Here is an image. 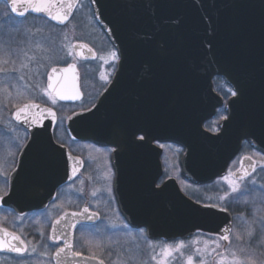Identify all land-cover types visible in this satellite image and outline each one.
I'll use <instances>...</instances> for the list:
<instances>
[{
    "label": "water",
    "instance_id": "95a60500",
    "mask_svg": "<svg viewBox=\"0 0 264 264\" xmlns=\"http://www.w3.org/2000/svg\"><path fill=\"white\" fill-rule=\"evenodd\" d=\"M0 1L6 4V0ZM80 1L71 0L73 14L66 24L51 20L45 13L30 12L27 16L46 19L58 27H64L73 19ZM68 2L55 0L54 14L66 10ZM92 8L99 12L96 21L110 42L114 47L124 50L128 59L123 62L122 68L118 67L116 82L98 101L96 106L99 111L94 116L87 113L88 118L73 116L69 119L67 131L74 140L90 141L102 146L115 145L118 139L110 131L113 123L110 116L115 115L117 108L123 105L127 99L126 93L129 96L134 93L136 105H139L146 94L155 92L164 103L159 104L160 128L158 122L152 127L151 134L154 135L150 142L159 138L161 142L169 141L183 147L186 150L182 160L184 177L191 182L205 184L223 176L228 163L238 154L245 140L264 154V137L245 135L259 112L258 83L250 77L249 71L259 62V18L264 11V0H169V5L163 10L157 6V0H99L98 8L94 5ZM161 15L167 18L166 31L163 33L164 47H160V35L150 39L156 28L154 18ZM241 20L249 26L246 34L251 49L247 65L249 71L243 73V79L248 82L249 94L243 105L227 107L229 115L236 114V120L229 131L218 139L204 131V123L222 104V99L214 91V78L221 77L229 86H235L233 81L238 75L239 64L234 51ZM81 44L87 47L81 48ZM88 48L91 47L85 43H75L73 51L76 58L81 61L94 60L96 53L92 48V52H88ZM67 67H56L55 73L51 71L52 79L48 80V84L51 83L57 91H80L77 66L75 80L72 78L73 73L63 71ZM150 71L156 73L155 80H149ZM131 77L135 79L133 83L127 81ZM80 100L59 101L69 103ZM170 107L175 115H172L171 120ZM44 108L40 105L41 111ZM32 114L39 118V111L33 109ZM43 122L45 127L52 125L44 132L47 134L46 139L51 138L57 150L52 136L55 122L50 117ZM206 136L211 139H206ZM143 147L148 146L145 144ZM22 157L25 158L24 155ZM253 163L252 160H246L237 175H250ZM57 172L59 170L51 166L47 171L48 178L64 181L62 177L52 176V173ZM118 182L120 184L119 179ZM175 186L172 190L167 184L161 191L160 214L155 217V226L153 223L149 225L151 238L171 241L189 238L197 232L214 234L225 227L231 230V218L227 212L204 209L186 198L176 183Z\"/></svg>",
    "mask_w": 264,
    "mask_h": 264
},
{
    "label": "flooded vegetation",
    "instance_id": "af4514ba",
    "mask_svg": "<svg viewBox=\"0 0 264 264\" xmlns=\"http://www.w3.org/2000/svg\"><path fill=\"white\" fill-rule=\"evenodd\" d=\"M83 3L86 4L85 10L87 11L80 13L81 17L76 27L77 36L80 39L75 41V43L89 45L95 51L96 58L94 60L81 61L76 58L73 51L74 60L64 65L55 66V68H64L69 64L77 66L82 100L69 103L57 100L56 105L58 106H53L46 96L34 93L32 89H28L33 93V98L25 99L17 108L23 107L26 103H38L41 106L53 107L54 111L57 112L58 121L54 124L52 136L58 149L53 153L51 166L56 167L59 172L52 173V176L62 177L64 181L59 182L58 180L49 179L48 173H46L39 184L32 185L30 195L12 197L6 203L0 200V227L7 228L9 232H16L22 239H25L26 243L29 240L36 243L42 239L40 237L42 226L44 231L43 240L51 243V241H48V236L51 233L53 223L61 215L68 213L65 220L61 221V224L57 226L58 234H66L67 238L73 242V250L82 253L81 257L70 258L68 264H99V259H103L105 264H112V261L124 259V253L133 255L138 251L147 258L153 251V249L149 248V242L156 245L154 251L159 252L160 247L165 243L174 244L175 242L184 241L188 244L193 239H199V244L193 245L191 249L185 248L182 250L183 256L180 253L175 254L176 259L173 260V263L182 264V261L186 260L189 251L194 252L196 247H203L201 241L218 238L206 232H197L189 238H178L171 241L151 238L149 225L153 223L155 226V217L160 214L161 209V191L160 189L153 190V179L162 177L166 185L169 184V188L172 190L176 188V183L182 194L198 205H201V203H217L219 202V197L223 196L224 192L228 190L224 177L236 179L238 177L237 172L246 160L255 162L256 171L252 172L246 177L245 181L241 182L242 188L245 183L249 188H252V180L256 181L257 189H259L260 185H264V170L260 168V164L264 163V155L245 140L238 154L228 163L227 170L223 176L205 184L193 183L184 177L182 160L186 150L183 147L169 141L161 142L159 138L150 142V138L154 135V133L151 134L152 127L154 128L158 122L160 128V105H157L153 111L137 118L140 126L144 127L149 133L147 148L137 147L126 142V137L131 132L130 117L118 118L117 111L115 115L111 114L112 116H110V120L113 121L110 131L122 144L118 152L111 151L114 145L102 146L90 141L74 140L67 131V124L69 119L74 116L73 113H78L87 107L97 105L101 96L106 92L105 88H111L116 82L118 75L117 68L115 75L112 77L111 86L106 85L100 79L102 72L106 74L112 73V68L100 57L103 56L108 59V52L114 46L96 19H93L89 10V8L92 10L93 8L92 5H89L88 0L80 1L74 17L77 16ZM4 5L8 10L7 5ZM87 16H90L92 20L89 21ZM13 17L16 18L15 16ZM29 17L31 16L27 18ZM84 17L85 19H83ZM51 69L45 70V72L50 75ZM48 75L42 76L40 81L41 86L45 88H47L48 84ZM128 80L133 83L135 79L131 77ZM213 84L216 95L222 99V104L216 108L211 118L205 121L204 129L217 120L221 114H229L227 106L224 104V96L229 85L221 77H215ZM126 96L127 99L123 104H137L134 100L136 98L134 93L130 96L126 93ZM144 101L145 99L143 98V103ZM114 102L112 101V103ZM60 108L66 110L72 108L74 111L64 117ZM172 115L170 107V120ZM173 116L175 117V115ZM42 123L44 122L42 121ZM32 131H41L44 133V138H47L44 129H32ZM25 137L24 128L20 127L19 122H16L12 116L7 119H0V173L3 174L0 176V187L4 186L3 177H11L13 175L14 165L22 166V163H24L22 175H27L29 158L26 156L25 158L22 157V152L24 151L22 146L29 142L30 137L28 139H25ZM58 142H62L64 147L60 148ZM158 162L160 164L159 167ZM78 164L81 166L78 167ZM73 168L76 169L75 173H73ZM109 169H111L112 173L111 180L105 178ZM230 172L233 174L232 176H229ZM109 186L111 188L110 195L107 191ZM81 188H83L82 194L79 192ZM94 190L97 191V196L92 197L91 192ZM238 195L237 193L231 194L227 202L228 210L225 211L231 218V246L236 247L244 245L242 241L235 240L236 234L239 233L242 236L244 230L245 232L249 230L246 227L247 225L250 224L252 226L254 220L264 217V203L259 199L253 202L251 197L248 198L246 203L243 197L237 199ZM119 199L122 204H120ZM84 206H88L90 211L98 213L95 223L100 225L101 234L97 235L94 231H84L80 223L77 222L78 218L71 216V212L80 211ZM37 221L40 223H37ZM74 223L76 224L75 228L72 227ZM120 224H127V229L112 227V225L118 226ZM87 227L92 229L93 222H89ZM258 231L261 230L257 229L256 232ZM254 239L256 240V238ZM89 241L92 242L89 243ZM97 242L101 244V247L96 246ZM220 243L223 250L227 242ZM248 243L252 242L249 241ZM218 250L217 252H220ZM109 253H112V255L109 256ZM93 255L99 259H85ZM20 259L15 253L0 251V264H18ZM40 259L44 260L45 264H49L48 258L41 257ZM196 259L199 260L200 258L194 257V260ZM207 259L211 264H214L215 253L207 257ZM28 260L31 261L32 257H28ZM150 264H153V262H150Z\"/></svg>",
    "mask_w": 264,
    "mask_h": 264
},
{
    "label": "snow or ice",
    "instance_id": "6c2138e0",
    "mask_svg": "<svg viewBox=\"0 0 264 264\" xmlns=\"http://www.w3.org/2000/svg\"><path fill=\"white\" fill-rule=\"evenodd\" d=\"M54 3L55 0H6L8 7V12L4 16L0 17V21H3L5 24L10 26L13 29H17V22L13 21V16L27 18L28 13H45L51 20L57 21L59 24H66L69 18L73 14V3L69 0L66 10L62 12H56L54 14ZM63 3V0H61ZM89 5H94L98 8L99 0H88ZM169 5V0H157V6L163 10ZM91 11L93 19H96L99 16V12L96 10ZM156 28L152 32L150 39H156L157 35L161 36L159 41L160 47H164L165 41L163 39V33L166 31V20L167 18L161 15L160 17H155ZM20 24H23V20L19 21ZM248 24L241 20L238 25L235 41V51L234 55L239 64L238 75L234 79L233 83L235 86H229L227 92L224 96V104L227 107H235L243 105L249 94L248 82L243 79V73L249 71L247 65L249 64V58L251 55V49L247 40ZM259 38H260V50H259V62L253 70L249 71L250 77L258 83L259 88V112L258 118L254 120L250 128L245 132V135L251 136H260L264 137V11H262L259 18ZM37 48H40L41 45L37 44ZM81 48L87 47L84 44L80 45ZM88 52H92L91 48L87 49ZM0 51L4 49L0 48ZM147 51V49H146ZM71 52H69V55ZM7 59L0 58V92L7 93L8 96H11L9 88L15 87L14 84H11L10 80H25L26 72H30L31 75L28 76L29 80L33 78L36 81V88L39 89L44 96L51 102V105L55 106L57 100L67 101V100H80L81 93L78 90L65 91L55 90L51 83L48 84L47 88H41L40 81L42 76L48 75L47 72L42 71L46 65L36 57L28 56L29 62H34L35 66L30 67V63H22L19 67H16V60L12 53L11 47L7 49ZM103 60L109 67L112 68V73L106 74L101 73L100 79L105 82L106 85H112V77L115 75V72L118 67H123V62L127 61L128 56L124 50L114 47L108 52V59L101 56ZM11 65L12 67H9ZM52 73H55L57 69L53 67L51 69ZM64 72L73 73V80L76 79L75 64H69L67 68L63 70ZM156 73L150 71L149 80H155ZM52 76L48 75V80L51 81ZM162 79V78H161ZM118 83V81H117ZM2 85H7L6 87ZM52 89V91H49ZM105 91L108 92L109 89L105 88ZM109 94H111L109 92ZM229 101L231 104L229 105ZM164 100L154 92L151 94H146V98L143 104L139 105H127L123 104L117 108V117L122 118L125 116L130 117L129 123L131 127L130 135L126 137V142L133 144L137 147H143L145 144L149 143V133L148 131L140 126L139 120L137 118L153 111L157 105L163 104ZM35 109L39 111V118L32 114V110ZM95 109V111H94ZM99 111V107L92 105L82 110L81 112H74V116H83L87 117V113H91L93 116L96 112ZM47 117L51 118L52 122L58 121L57 112L54 111L53 107H46L42 111L40 110V105L38 103H26L19 110L12 113V118L19 122V126L23 127L26 133L25 139L30 137L29 142L23 144L24 151L22 155L29 158V168L27 175H22L24 168L19 165H14L13 175L11 177H3L4 186L0 187V200L7 202L8 199L12 197H25L31 194V187L34 184H39V182L44 178L47 171L53 163V153L55 152L54 143L51 138L45 139L44 133L41 131H32V129H44L47 131L52 125L49 124L45 127L43 120ZM135 117V118H132ZM236 120V114H221L217 120L204 129L205 132H211L218 139L222 134H226L230 127L234 124ZM203 134V133H202ZM206 139H211V137H205ZM59 147L63 148L64 144L58 142ZM122 147V144L117 141L112 147V152H118ZM264 155V154H262ZM81 166L80 164L77 165ZM261 170H264V163L260 164ZM252 171H256L255 162L252 165ZM76 172V169L73 168V173ZM3 174L0 173V176ZM233 174L230 172L229 176ZM248 173L236 177V179H229V177H224L228 185V190L224 192L223 196L219 197V202L217 203H201V207L207 210L216 209L217 211L224 212L228 210V201L229 197L233 193L239 194L237 199L243 197L245 202H248V198L251 197L252 201L255 202L259 199L264 203V185H260L259 189L256 187V181L252 180V188H249L245 183L243 188L241 182L246 180ZM106 179L111 180L112 173L111 169L108 170L106 174ZM152 187L155 191L160 189L163 191L166 188V183L162 177L154 178L152 181ZM109 195L111 194L110 186L107 188ZM83 193V188L79 190ZM91 196H97V191L94 190L91 192ZM200 203V202H198ZM68 213L61 215L58 219L55 220L51 227V233L48 236V241L51 243L45 242L43 240L44 231L40 230L41 240H38L36 243H33L31 240L25 242V239H22L20 235L16 232H9L7 228L0 227V251H7L10 253H15L21 259L18 261V264H45L44 260L40 259L41 257L48 258L49 264H68L70 258L81 257L82 253L73 250V242L67 238V235L64 233L58 234L57 226L61 224V221H64ZM71 216L78 218L77 222L80 223L81 228L84 231H94L97 235L101 234V227L99 224L95 223V219L98 218V213L95 211H90L88 206H84L80 211L71 212ZM22 219V217H21ZM89 222H93L92 229L87 227ZM37 223H40L37 221ZM259 224L261 228H264V217H259L257 220L253 221V225L247 231V237L252 243L246 242L244 245L237 246L233 248L232 240L230 239L231 230L227 227L221 229L220 232L210 234L216 236L218 239L214 240H204L203 247H196L195 251H189L186 260L182 261V264H194V257H199L200 259L196 261V264H210L207 257L212 256L215 253L216 259L214 264H264V239L255 240V231L256 225ZM73 228L76 227L74 223ZM113 228L120 227L127 229V224L112 225ZM106 230V229H105ZM242 237L239 233L236 234L235 240L242 241ZM18 242V243H17ZM92 241H89L91 243ZM220 242H227L226 246L222 251L217 252V249H221L222 245ZM199 239H193L191 243L186 244L184 241L175 242L174 244L165 243L160 247L159 252H155L154 249L156 245H153L149 242V248L153 249L149 257L145 258L144 254L137 252L136 254L129 255L124 253V259H117L112 261V264H172V261L176 259V253H180L181 256L184 255L183 251L185 248L191 249L193 245L199 244ZM214 245V247H210ZM97 247H101L99 242L96 243ZM67 250V251H66ZM70 253V256H69ZM112 253H109L111 256ZM28 257H32V260L29 261ZM86 260L99 259L95 255L86 257ZM99 264H105L103 259H99Z\"/></svg>",
    "mask_w": 264,
    "mask_h": 264
},
{
    "label": "rangeland",
    "instance_id": "374dc122",
    "mask_svg": "<svg viewBox=\"0 0 264 264\" xmlns=\"http://www.w3.org/2000/svg\"><path fill=\"white\" fill-rule=\"evenodd\" d=\"M86 4L83 3L77 13L70 23V25L60 28L55 25L43 20L37 19L34 17H29L23 20V24H20L16 18L13 17V21L17 22V29H13L3 21H0V48L4 51H0V58L7 59V49L11 47L12 53L16 60V67H19L22 63H30V67H34V62L28 61V56H36L40 62L44 63L46 67L43 69L50 70L51 68L59 65H64L71 60H74L72 45L75 41L79 40L80 37L77 35V22L80 20V13L87 11L85 10ZM8 10L5 5L0 1V17L7 14ZM85 19V17L83 18ZM89 21L92 20L90 16H87ZM37 44L41 45L40 48H37ZM69 52L71 54L69 55ZM9 67H12L9 65ZM42 70V71H43ZM25 80L19 81L10 80L11 84H14L15 87L9 88L11 96H8L7 93L0 92V119H7L12 116V113L18 108L25 99H32L33 93L28 89H32L34 93H43L36 88V81L33 78L32 80L28 79V76L31 75L30 72H26ZM2 78V74H0ZM40 83V82H39ZM6 87L7 85H2ZM41 86V84H40ZM41 88H45L41 86ZM22 101V102H21ZM58 106V105H56ZM63 116L66 117L71 114L74 109H63ZM246 227L251 228L249 224ZM260 229L255 235L256 240L264 239V228H261L259 224L256 226V230ZM248 231V230H247ZM247 231L243 232L242 237L244 239L242 242L245 244L249 242L247 237ZM204 240V239H203ZM203 243V241H201ZM214 247V245H210ZM235 248L236 246H232ZM219 249L218 251H221ZM194 260V264H196ZM172 264L173 261H172ZM211 264V263H210Z\"/></svg>",
    "mask_w": 264,
    "mask_h": 264
}]
</instances>
